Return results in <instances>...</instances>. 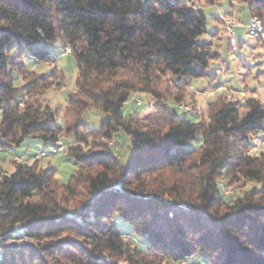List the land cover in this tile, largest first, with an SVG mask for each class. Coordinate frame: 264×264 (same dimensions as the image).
Returning a JSON list of instances; mask_svg holds the SVG:
<instances>
[{"label":"trees","instance_id":"obj_1","mask_svg":"<svg viewBox=\"0 0 264 264\" xmlns=\"http://www.w3.org/2000/svg\"><path fill=\"white\" fill-rule=\"evenodd\" d=\"M241 1L264 26V0ZM208 32L194 0H0L1 151L26 141L33 156L63 131L40 100L54 70L21 72L16 57L51 60L45 44L57 42L77 67L64 106L77 166L61 184L39 157L0 166V264H264V102L219 93L205 118L178 107L218 54L197 41ZM135 92L151 94L149 111H125Z\"/></svg>","mask_w":264,"mask_h":264},{"label":"rangeland","instance_id":"obj_2","mask_svg":"<svg viewBox=\"0 0 264 264\" xmlns=\"http://www.w3.org/2000/svg\"><path fill=\"white\" fill-rule=\"evenodd\" d=\"M194 1L203 7V11L207 15V28L215 29L218 26L221 28V30L215 31V45L212 46V51L214 50L218 54L209 61L207 73L201 78L191 79L188 87L184 89L183 101L178 103L180 110L190 112L187 114L188 117H193L192 115L195 113L198 117L205 118L209 99L219 93L232 99H243L248 96H256L260 100H262L261 98L264 99V40L253 38L246 29L249 21V18L247 21L249 13L246 10V1L213 0L212 3H206L203 0ZM224 12L231 13L230 16L242 22L241 25L234 28L236 37L234 45L226 43L223 39V19L218 14L221 13L225 16ZM205 40L206 33L197 37V41L204 42ZM239 40H242V42L240 43ZM45 48L51 52V60L41 61L27 53L22 55L23 60L17 57L16 59L19 60L18 67L21 72H29L30 70L35 74H44L49 77L52 69L54 70L52 75L54 77L53 83L48 89H42L40 100L56 109L59 124L63 126V131L60 133L61 141L67 145L71 138L69 133L64 130V127L72 125L75 119L66 115L64 106L66 105L68 92L76 88L77 67L71 54V49L66 45H60L57 42H47ZM22 75L19 72V76L15 80V84L19 88L24 84ZM22 93L20 104L28 98L26 91ZM136 97L141 101L138 106L135 105ZM152 102L153 97L151 94L135 92L125 102L124 109L126 112L136 108L149 111ZM100 115V112L87 110L82 113L81 120L90 126L97 127ZM199 142L200 140L197 139L195 142H190L188 146H196ZM24 145H26V141L19 146H14L12 149H3L0 152V166L5 173L12 172L14 164L17 162L27 161L31 163L33 161L35 155L27 156L26 153L23 156L21 155L25 150ZM114 146L116 147L115 151L119 154L121 160L124 161L129 153L126 140L121 137L116 138ZM34 149L33 147L31 152ZM26 151H30L29 148H26ZM65 151L64 149L39 158L42 167L52 166L56 168L55 175L60 184L68 180L77 166L75 161L65 154ZM241 188L242 186H238L237 183L229 187L228 191L232 193L241 192ZM118 227L130 232V227L123 222L119 221ZM198 257L196 256L189 260L190 262H195L199 260Z\"/></svg>","mask_w":264,"mask_h":264},{"label":"built area","instance_id":"obj_3","mask_svg":"<svg viewBox=\"0 0 264 264\" xmlns=\"http://www.w3.org/2000/svg\"><path fill=\"white\" fill-rule=\"evenodd\" d=\"M224 14V13H223ZM223 16L221 13L218 14L223 19V39L226 43L234 45L236 42L234 27L239 26L242 24L241 21L235 19L234 17L224 14ZM247 31L250 36H252L255 39H261L264 40V26L262 20L256 16V15H250L249 21L247 23ZM69 47V46H67ZM69 49V48H68ZM136 103H140V99L136 100ZM113 145H115V139L111 142ZM65 149V144L59 140L56 142V144H50V145H43L38 144L37 148L35 149V157H43L50 155L51 153H56L58 151H63ZM1 151V149H0Z\"/></svg>","mask_w":264,"mask_h":264},{"label":"crops","instance_id":"obj_4","mask_svg":"<svg viewBox=\"0 0 264 264\" xmlns=\"http://www.w3.org/2000/svg\"><path fill=\"white\" fill-rule=\"evenodd\" d=\"M246 10H247V8H246ZM248 11V10H247ZM226 14V13H225ZM231 13H228L227 12V15H230ZM248 18H249V14H248V17H247V21H248ZM244 21V20H243ZM244 23V22H243ZM246 23V22H245ZM235 28V27H234ZM246 28V27H245ZM247 29V28H246ZM216 30H221V28L218 26L217 28H215V29H209V32L208 33H206V39L211 43V45L212 46H214L215 45V43H214V39H215V31ZM219 42H220V40H219ZM222 42V41H221ZM239 42L241 43L242 42V40H239ZM239 46V45H238ZM241 46V45H240ZM215 97H213V98H210L209 100H212V99H214ZM261 98V97H260ZM262 100H263V102H264V99L263 98H261ZM31 151V150H30Z\"/></svg>","mask_w":264,"mask_h":264}]
</instances>
